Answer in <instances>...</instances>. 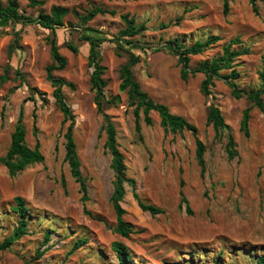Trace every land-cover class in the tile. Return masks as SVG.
<instances>
[{
	"label": "rangeland",
	"instance_id": "1",
	"mask_svg": "<svg viewBox=\"0 0 264 264\" xmlns=\"http://www.w3.org/2000/svg\"><path fill=\"white\" fill-rule=\"evenodd\" d=\"M17 2L21 13L33 17L40 11L48 13L54 5L67 9L63 25L56 30L59 51L67 64L54 75L73 84L72 88L64 86L63 93L75 117L74 140L89 200L83 206L78 184L64 159L67 122L62 124L45 71L51 63L46 41L49 31L38 24L0 21V157L8 148L19 106L23 107L27 144L33 147L38 140L44 155L43 162L14 176L0 162V242L16 222L10 209L13 198L21 196L29 208L28 233L7 249H0V264H118L112 249L114 241L130 249V264H212L219 252V264H253L255 257L264 252V116L245 97L234 98L224 79H214L208 97L199 91L202 73L182 80L180 65L167 42L177 37L187 45L210 34L220 36L217 44L190 57L192 68L218 55L222 43L239 36L241 46H248L250 52L235 60V81L240 87L256 88L264 52V0H257V14L248 0H229L226 13L223 0H43L36 7L28 6L26 0ZM94 6L115 11L97 14L85 26L106 38L100 46L105 67L102 78L106 98L114 100L106 106V112L117 130L126 175L134 179L136 192L144 202L162 210L155 215L141 210L126 183L124 218L135 231L129 237L112 229L116 222L109 201L113 172L103 147L105 135L99 134L102 117L90 89L92 69L87 63V46L78 39L82 27L79 16ZM122 13L133 15L138 24L146 26L144 32L132 38L140 47H130L140 57L133 69L136 80L155 102L167 105L172 113L184 116L197 127L198 138L206 147L203 172L189 131L165 132L155 111L149 112V125L140 113V131H136L126 92L119 90V67L126 58L116 54V41H112L124 27L119 17ZM16 32L20 47L12 55L7 79L2 82ZM68 41L77 45L76 53L65 46ZM119 42L121 47L129 48L124 41ZM160 46L162 50H155ZM17 68L23 78L15 75ZM30 86L39 92L34 95L35 101L30 99ZM210 103L219 107L234 137L238 154L232 159L226 155L225 131L216 137L212 126L205 123ZM247 107L249 135L245 136L239 125ZM181 191L191 212L180 203ZM46 229L52 233L43 244ZM77 239L85 242L71 252ZM37 249L42 251L38 258Z\"/></svg>",
	"mask_w": 264,
	"mask_h": 264
},
{
	"label": "trees",
	"instance_id": "2",
	"mask_svg": "<svg viewBox=\"0 0 264 264\" xmlns=\"http://www.w3.org/2000/svg\"><path fill=\"white\" fill-rule=\"evenodd\" d=\"M26 1L27 5L30 7L41 6L43 4V0ZM248 2L251 6L252 12L257 14V0H248ZM228 4L229 0H223L224 13L228 10ZM66 13L67 9L65 7L54 5L48 13L40 11L36 17H33L19 11L17 0H5L4 4L0 0V21L9 20L12 23L38 24L49 31L46 41L49 45L51 63L47 65L45 69L46 79L53 86L52 96L54 98L55 105L62 114V124L67 122L65 131L63 132L64 159L69 166L71 176L78 184L80 201L84 206L89 200L88 185L86 178L81 172V163L74 140L75 117L63 93L64 86L72 88L73 84L54 75V71L64 69L67 64L66 58L59 51L60 44L58 42L56 31L59 26L63 25V17ZM104 13L115 14V11L94 6L87 10L85 14L79 16V22L82 27L79 31L78 39L83 41L87 46V63L92 69L90 72V89L94 92V102L96 104L97 112L102 117L99 134L103 132L105 135L103 147L106 153L110 156V168L113 172V178L111 181L112 191L109 196V201L115 213L116 222L112 229L115 233L122 237H129V235L135 231L132 224L124 218L126 211L122 206V201L126 195V183L130 185L132 196L135 198L141 210L148 211L152 215L162 213V210L153 204L144 202L136 192L134 179L127 177L125 158L119 149L117 141V130L111 116L106 112V106L114 103V100L106 98L104 90L105 80L102 78L105 67L101 63L100 46L104 41H106V38L105 36H100L97 33H94L96 31L92 30L88 26H85V24L95 15ZM119 17L124 23V27L118 31V35L112 40L113 42L116 41V54H124L126 58L125 62L119 67V90L126 92L128 106L132 107L136 131H140V113L143 114L144 122L147 125L151 124V117L149 115L150 111L157 112L160 125L165 132H182L183 130L189 131L194 138L195 157L197 163L201 172H203L205 170L204 152L206 147L203 141L198 138L197 127L184 116L172 113L167 105L155 102L144 90H142L140 83L135 78L133 69L139 62L140 57L139 54L132 50V48L140 46L135 44L132 38L146 30L145 23L141 22L138 24L135 17L129 13H122ZM162 27L166 26L162 25ZM220 39V36L217 34H210L203 39H196L191 44L185 45L177 37H175L168 40L167 48H169V52L176 57L177 63L180 65V77L182 80L186 81L190 75H195L196 73L203 74L204 77L199 87V91L203 96L208 97L212 94L211 87L214 85V79H224L225 83L230 87L231 95L234 98L238 99L245 97L251 103V106L258 108L264 116V52L261 54V68L258 72L259 85L256 88H243L235 81L238 77V72L235 69V60L239 56L250 52L248 46H241L242 40L239 36L230 38L227 42L222 43L221 51L218 55L212 56L210 59L203 60L197 66L192 68L189 67L191 56L201 54L205 49L217 44ZM119 41L127 43L129 48L121 47V43ZM65 46L74 53L78 51V47L73 41L66 42ZM19 47L18 33L16 32L8 50L9 62L6 64L4 73L1 76L2 82L7 79L8 69L12 65L10 60ZM162 49L163 46L155 48V50ZM121 50L125 53H122ZM223 69L228 70V72L221 74L220 71ZM15 75L19 78H23V75L20 73L18 68L15 70ZM21 81L23 82L24 79ZM29 90L31 92L30 99L35 101L34 95L39 94L38 90L31 86L29 87ZM22 108V106H19V111L14 124V129L11 133L8 148L5 154L0 157V162L4 165L8 174L11 176L20 173L32 164L44 161V155L40 150L39 141L36 140L33 147H30L26 142V128L23 121L24 114ZM249 111V107L243 110L239 125L240 131L245 136L249 135ZM32 117L33 122L35 123V108L32 111ZM205 123L208 126H212L216 137H220L223 131H225L226 155L228 159L235 157L238 152L234 137L228 130V126L224 120L221 110L216 104L210 103L208 105ZM33 129L35 132L36 126L34 124ZM62 185H64L63 180ZM180 195V203L184 204L188 212H191L187 198L184 196L182 191L180 192ZM10 209L16 216V222L12 227L10 234H8L2 242H0V249L2 250L7 249L11 244L18 241L23 235L28 233L29 208L25 199L21 196H15ZM51 233L52 231L50 229L45 230L42 241L43 244H46L49 241ZM84 242L85 240L83 239H77L73 243L70 251L73 252L74 250L80 248ZM112 249L117 255L118 264L131 263V251L124 243L114 241L112 242ZM35 253L38 258L42 251L37 249ZM221 255L222 252H219L218 258L214 259L212 264H219V258H221ZM253 264H264V252L255 257Z\"/></svg>",
	"mask_w": 264,
	"mask_h": 264
}]
</instances>
